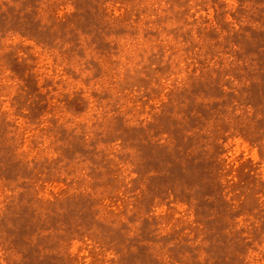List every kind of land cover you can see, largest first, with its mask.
I'll use <instances>...</instances> for the list:
<instances>
[{
	"label": "rangeland",
	"instance_id": "obj_1",
	"mask_svg": "<svg viewBox=\"0 0 264 264\" xmlns=\"http://www.w3.org/2000/svg\"><path fill=\"white\" fill-rule=\"evenodd\" d=\"M0 264H264V0H0Z\"/></svg>",
	"mask_w": 264,
	"mask_h": 264
}]
</instances>
